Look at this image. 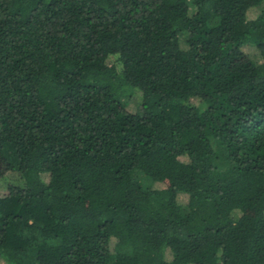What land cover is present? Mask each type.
Masks as SVG:
<instances>
[{
    "label": "trees",
    "instance_id": "16d2710c",
    "mask_svg": "<svg viewBox=\"0 0 264 264\" xmlns=\"http://www.w3.org/2000/svg\"><path fill=\"white\" fill-rule=\"evenodd\" d=\"M0 264H264V0H0Z\"/></svg>",
    "mask_w": 264,
    "mask_h": 264
},
{
    "label": "rangeland",
    "instance_id": "374dc122",
    "mask_svg": "<svg viewBox=\"0 0 264 264\" xmlns=\"http://www.w3.org/2000/svg\"><path fill=\"white\" fill-rule=\"evenodd\" d=\"M259 14V11L254 9L253 12H251L248 15L249 19H253L256 17V15ZM252 60L255 62L256 66L262 65V61L258 57H253ZM259 67V68H260ZM123 101L125 102L126 105V110L129 112H136L138 108V103L140 102L139 95L134 94L131 95L130 97L123 98ZM6 180L9 184H14V185H20L21 184V179L18 173L16 172H9L6 175ZM2 193V192H1Z\"/></svg>",
    "mask_w": 264,
    "mask_h": 264
}]
</instances>
